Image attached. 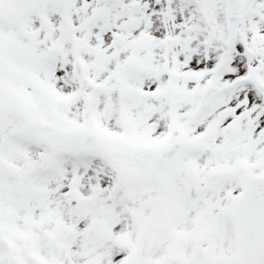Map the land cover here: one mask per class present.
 I'll use <instances>...</instances> for the list:
<instances>
[{
  "label": "snow or ice",
  "instance_id": "6c2138e0",
  "mask_svg": "<svg viewBox=\"0 0 264 264\" xmlns=\"http://www.w3.org/2000/svg\"><path fill=\"white\" fill-rule=\"evenodd\" d=\"M0 264H264V0H0Z\"/></svg>",
  "mask_w": 264,
  "mask_h": 264
}]
</instances>
